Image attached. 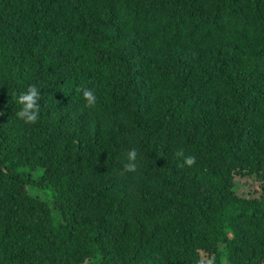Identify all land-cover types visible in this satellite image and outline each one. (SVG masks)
<instances>
[{
  "label": "trees",
  "instance_id": "trees-1",
  "mask_svg": "<svg viewBox=\"0 0 264 264\" xmlns=\"http://www.w3.org/2000/svg\"><path fill=\"white\" fill-rule=\"evenodd\" d=\"M209 260L264 264V0H0V264Z\"/></svg>",
  "mask_w": 264,
  "mask_h": 264
},
{
  "label": "clouds",
  "instance_id": "clouds-1",
  "mask_svg": "<svg viewBox=\"0 0 264 264\" xmlns=\"http://www.w3.org/2000/svg\"><path fill=\"white\" fill-rule=\"evenodd\" d=\"M83 97L89 107H95L97 105V96L94 89H83ZM40 88L35 85H29L26 90H21L16 96V103L20 106L17 117L25 124H35L38 121L40 115V101L42 96L40 95ZM178 156L184 157V164L187 166H193L196 163V158L192 155H185L183 151L177 153ZM137 152L133 150L129 153V160L133 163L129 164V170L135 171L137 164L135 163Z\"/></svg>",
  "mask_w": 264,
  "mask_h": 264
},
{
  "label": "rangeland",
  "instance_id": "rangeland-1",
  "mask_svg": "<svg viewBox=\"0 0 264 264\" xmlns=\"http://www.w3.org/2000/svg\"><path fill=\"white\" fill-rule=\"evenodd\" d=\"M247 181V182H246ZM251 179L249 177H246L244 178V180L241 181V183H239V188H238V191L239 192H245L246 190H251V191H254V192H259L260 191V182L254 180V181H251L252 183H250ZM211 261L209 260V263L210 264Z\"/></svg>",
  "mask_w": 264,
  "mask_h": 264
}]
</instances>
